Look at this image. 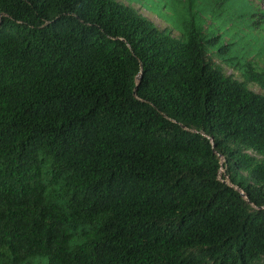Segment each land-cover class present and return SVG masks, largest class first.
<instances>
[{
  "label": "trees",
  "instance_id": "trees-1",
  "mask_svg": "<svg viewBox=\"0 0 264 264\" xmlns=\"http://www.w3.org/2000/svg\"><path fill=\"white\" fill-rule=\"evenodd\" d=\"M172 1L0 0V264H264V8Z\"/></svg>",
  "mask_w": 264,
  "mask_h": 264
},
{
  "label": "rangeland",
  "instance_id": "rangeland-1",
  "mask_svg": "<svg viewBox=\"0 0 264 264\" xmlns=\"http://www.w3.org/2000/svg\"><path fill=\"white\" fill-rule=\"evenodd\" d=\"M122 3L126 5H131L134 8H136L142 15L148 17L151 21H153L157 26H159L161 29H170L172 30V34L174 36H181V32L177 29H175L173 26L181 27L183 25L182 19H183V12L179 8L180 6H175L173 9L169 6L166 7L165 3L171 4L173 3L172 0H119ZM197 4L210 8L212 3H219L223 4L221 7L222 9H226L227 11L233 10L236 7H238L242 12L248 13L250 15L252 13V10L261 7L264 8V1L262 4L261 0H236L237 4L236 6L230 5V2L227 3L226 0H195ZM213 7V6H212ZM226 14L223 13L219 17L210 18V20L207 19V22L209 24H212L213 29L210 33V36L212 39H216L217 37H220V35L224 36L225 41L230 39V36L228 34H225L224 31V20L226 19ZM233 32L237 29H245L244 25L235 24V21H233L232 24ZM218 41H216L217 43ZM253 41L248 42L243 39H241V42L239 45L247 46L248 44H251ZM264 57V56H262ZM261 57V58H262ZM259 58V59H261ZM218 63L223 64L226 72L228 74H231L238 78L239 80H242L241 73L238 71V69L228 66L227 64L222 63L219 59H215ZM230 65H233L229 61ZM250 88L255 91L256 93L264 94V91L261 90L257 85L253 84L250 85ZM224 160H222V163ZM225 172V168L221 169V175H223ZM1 252H4L5 255L8 254L7 250L0 249ZM27 264H50L47 257H38L34 259L33 261L28 262Z\"/></svg>",
  "mask_w": 264,
  "mask_h": 264
}]
</instances>
